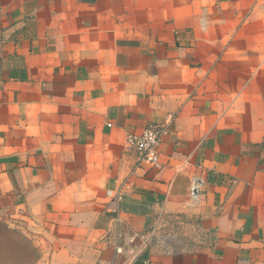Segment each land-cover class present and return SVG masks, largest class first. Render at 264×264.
<instances>
[{"label": "crops", "instance_id": "obj_1", "mask_svg": "<svg viewBox=\"0 0 264 264\" xmlns=\"http://www.w3.org/2000/svg\"><path fill=\"white\" fill-rule=\"evenodd\" d=\"M0 221L35 264H264V0H0Z\"/></svg>", "mask_w": 264, "mask_h": 264}, {"label": "built area", "instance_id": "obj_2", "mask_svg": "<svg viewBox=\"0 0 264 264\" xmlns=\"http://www.w3.org/2000/svg\"><path fill=\"white\" fill-rule=\"evenodd\" d=\"M169 123H149L140 131L129 132L125 141L135 154L137 166L159 168V146L168 133Z\"/></svg>", "mask_w": 264, "mask_h": 264}, {"label": "rangeland", "instance_id": "obj_3", "mask_svg": "<svg viewBox=\"0 0 264 264\" xmlns=\"http://www.w3.org/2000/svg\"><path fill=\"white\" fill-rule=\"evenodd\" d=\"M154 239H157L156 236L152 242ZM38 254L36 247L20 229H11L0 221V264H35Z\"/></svg>", "mask_w": 264, "mask_h": 264}, {"label": "water", "instance_id": "obj_4", "mask_svg": "<svg viewBox=\"0 0 264 264\" xmlns=\"http://www.w3.org/2000/svg\"><path fill=\"white\" fill-rule=\"evenodd\" d=\"M196 192H197V190L194 188V189H192V194H193V196H195L196 195Z\"/></svg>", "mask_w": 264, "mask_h": 264}]
</instances>
